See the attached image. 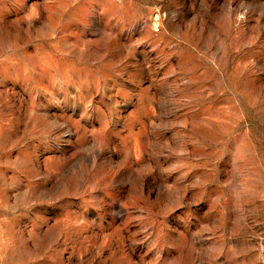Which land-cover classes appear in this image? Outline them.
<instances>
[{"label":"clouds","instance_id":"1","mask_svg":"<svg viewBox=\"0 0 264 264\" xmlns=\"http://www.w3.org/2000/svg\"><path fill=\"white\" fill-rule=\"evenodd\" d=\"M261 33L264 0H0V264H264V84L226 60Z\"/></svg>","mask_w":264,"mask_h":264},{"label":"rangeland","instance_id":"2","mask_svg":"<svg viewBox=\"0 0 264 264\" xmlns=\"http://www.w3.org/2000/svg\"><path fill=\"white\" fill-rule=\"evenodd\" d=\"M222 2V0H218ZM260 39H264V33H261ZM259 40L256 43L250 45L251 49H256V51L250 55L240 56L239 54L235 55V58L232 56L226 57L227 60V73L231 80V86L236 90V92L247 93L252 90L253 87H258L261 84H264V71H253V68H259L261 65H264V48H258ZM207 56H212L213 52L210 50L205 53ZM218 55V54H217ZM249 60L252 61V64H249ZM215 79V77H212ZM215 108L218 110V115L213 117L214 119L226 118L231 112V108L228 103L223 101H218L215 104ZM63 217L56 216L53 218L55 220H62ZM69 248L64 252V258L69 256ZM76 256L72 257V264H75Z\"/></svg>","mask_w":264,"mask_h":264}]
</instances>
